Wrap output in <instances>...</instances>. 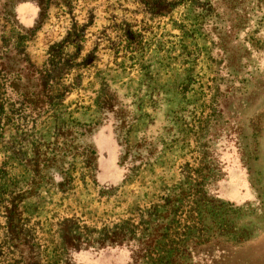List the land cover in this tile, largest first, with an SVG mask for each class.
Listing matches in <instances>:
<instances>
[{
    "label": "rangeland",
    "instance_id": "374dc122",
    "mask_svg": "<svg viewBox=\"0 0 264 264\" xmlns=\"http://www.w3.org/2000/svg\"><path fill=\"white\" fill-rule=\"evenodd\" d=\"M0 264H264V0H0Z\"/></svg>",
    "mask_w": 264,
    "mask_h": 264
},
{
    "label": "crops",
    "instance_id": "0c3cea01",
    "mask_svg": "<svg viewBox=\"0 0 264 264\" xmlns=\"http://www.w3.org/2000/svg\"><path fill=\"white\" fill-rule=\"evenodd\" d=\"M37 9L35 4L27 5L26 11L17 13L19 25L25 29H31L36 24Z\"/></svg>",
    "mask_w": 264,
    "mask_h": 264
},
{
    "label": "trees",
    "instance_id": "16d2710c",
    "mask_svg": "<svg viewBox=\"0 0 264 264\" xmlns=\"http://www.w3.org/2000/svg\"><path fill=\"white\" fill-rule=\"evenodd\" d=\"M33 4H35V6H36V9H37V17H36V23L38 22V17H39V6H38V4L36 3V2H24V3H20V4H18L17 6H16V9H15V14H16V21H17V24L19 25V22H18V20H17V13H18V11H17V8L18 7H20L21 5H24V6H26L27 7V5H33ZM20 27H22L21 25H19ZM35 26V25H34ZM23 28V27H22ZM33 28V27H32ZM31 28V29H32ZM23 29H25V28H23ZM28 30V29H27ZM199 202H200V204H201V208L203 209L205 206L204 205H206L209 201L208 200H205V199H203V198H200V200H199Z\"/></svg>",
    "mask_w": 264,
    "mask_h": 264
}]
</instances>
